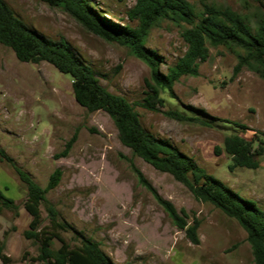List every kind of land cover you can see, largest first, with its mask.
<instances>
[{
	"label": "rangeland",
	"instance_id": "1",
	"mask_svg": "<svg viewBox=\"0 0 264 264\" xmlns=\"http://www.w3.org/2000/svg\"><path fill=\"white\" fill-rule=\"evenodd\" d=\"M6 1L39 33L67 40L93 65L105 87L134 104L148 130L171 140L209 174L264 210V154L258 156L257 168L231 169V157L223 149L230 134L253 139L264 133V72L253 62L239 65L241 49L211 46L199 74L181 76L173 95L162 91L165 102L161 111H151L139 104L151 69L130 47L95 34L61 5L42 0ZM189 1L198 22L204 16L203 4ZM91 2L109 20L137 26L128 16L136 0ZM206 2L240 13L253 30L264 23V9L256 0ZM187 27V23L164 18L150 27L144 43L160 56L161 72L166 73L185 53L182 32ZM72 82L69 74L47 61H20L0 42V146L13 160H0V189L18 206L4 207L0 233L4 236L7 231L6 241L17 235L18 242L10 244L12 254L19 252L13 257L14 264H28L21 258L25 250L38 253V243L23 235L29 228L28 220L20 215V211L27 212V188L15 165L44 188L52 172L60 168L58 185L46 191L47 201L41 205V226L49 224L47 204L52 203L60 220L72 227L62 231L69 244H79L76 232L82 233L96 241L115 264H256L247 232L236 219L197 199L171 174L155 169L123 145L108 113L89 111L76 101ZM162 110L183 111L194 118L176 119ZM73 137L68 155L55 157ZM135 168L181 214L186 213L188 225L199 220V244L177 227L140 183ZM60 244L54 239L52 247Z\"/></svg>",
	"mask_w": 264,
	"mask_h": 264
},
{
	"label": "trees",
	"instance_id": "2",
	"mask_svg": "<svg viewBox=\"0 0 264 264\" xmlns=\"http://www.w3.org/2000/svg\"><path fill=\"white\" fill-rule=\"evenodd\" d=\"M42 1L63 6L92 32L106 40L127 45L148 63L151 75L146 80L145 96L139 104L151 111H161L165 102L161 96L162 91L168 90L173 95L174 84L181 76L199 74L200 64L208 59L211 46H235L243 51L239 65L253 62L264 72V23L253 30L240 13L228 8L217 9L206 0H200L204 16L198 22L195 21L196 12L189 0H136L135 5L128 10L129 18L137 21L136 27L127 22L120 24L109 20L93 6L91 0ZM256 1L264 9V0ZM161 18L189 25L182 32L187 49L166 73L160 70V56L144 43L150 27ZM0 42L10 47L20 61H47L59 71L69 74L73 80L74 96L79 104L89 111L103 110L108 113L118 130L121 143L135 155L155 169L171 174L188 187L197 199L213 204L236 219L247 232L255 263L264 264V210L254 200L244 198L209 174L171 140L158 137L148 130L134 104L124 95L105 87L93 65L82 58L67 40H55L39 33L17 16L6 0H0ZM162 111L176 119L194 118L183 111ZM74 139L75 137L71 138L65 149L55 154V157L67 156ZM223 149L231 157V169L257 168L260 165L258 156L264 154V133L253 139L239 133L230 134L224 139ZM0 160L13 162L1 146ZM15 169L27 188L24 208L32 217L29 228L23 231V235L38 243V253L31 255L29 250H25L22 260H27L28 264H115L96 241L82 233L76 232L80 237L79 244H69L62 231H68L72 227L60 220L59 211L52 203L47 204L49 224L41 226V205L47 201L46 191L58 185L62 175L60 168L52 172L46 188L22 168L15 165ZM135 171L140 183L153 194L177 227L184 229L193 243L199 244V220L188 225L186 213L183 211L181 214L170 200L161 196L141 170L135 168ZM4 207L18 209L14 200L0 189V214ZM6 235L7 231L3 238L0 237V262L14 264V258L7 253ZM54 239L61 243L55 249L52 247Z\"/></svg>",
	"mask_w": 264,
	"mask_h": 264
},
{
	"label": "crops",
	"instance_id": "3",
	"mask_svg": "<svg viewBox=\"0 0 264 264\" xmlns=\"http://www.w3.org/2000/svg\"><path fill=\"white\" fill-rule=\"evenodd\" d=\"M20 215L24 216L26 218V220H28V224L30 223L32 217H31V215L28 212H25V214H23L22 211H20ZM1 224H2V222H1V214H0V225ZM0 237L3 238V235L1 233H0ZM11 242H18L17 235H10V237L6 241L7 253L10 254L12 257L17 258L19 256V252H16L15 254H12L10 252V244H11Z\"/></svg>",
	"mask_w": 264,
	"mask_h": 264
}]
</instances>
